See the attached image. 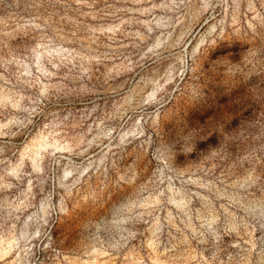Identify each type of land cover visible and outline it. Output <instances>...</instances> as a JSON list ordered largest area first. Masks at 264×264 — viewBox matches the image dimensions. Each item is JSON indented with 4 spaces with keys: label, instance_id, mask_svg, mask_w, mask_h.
Returning <instances> with one entry per match:
<instances>
[{
    "label": "rangeland",
    "instance_id": "374dc122",
    "mask_svg": "<svg viewBox=\"0 0 264 264\" xmlns=\"http://www.w3.org/2000/svg\"><path fill=\"white\" fill-rule=\"evenodd\" d=\"M0 264H264V0H0Z\"/></svg>",
    "mask_w": 264,
    "mask_h": 264
}]
</instances>
